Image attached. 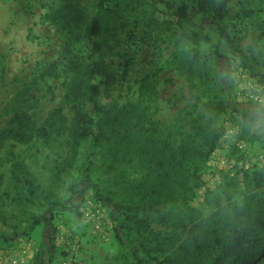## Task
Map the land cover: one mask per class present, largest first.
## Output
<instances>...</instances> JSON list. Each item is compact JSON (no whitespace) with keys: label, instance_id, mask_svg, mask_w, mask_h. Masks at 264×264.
<instances>
[{"label":"rangeland","instance_id":"obj_1","mask_svg":"<svg viewBox=\"0 0 264 264\" xmlns=\"http://www.w3.org/2000/svg\"><path fill=\"white\" fill-rule=\"evenodd\" d=\"M225 1L229 16L222 25L243 59L192 7L191 28L208 38L185 45L196 52V65L202 71L203 65L213 70L223 85L218 91L208 82L192 80L172 62L170 33L160 27L161 15L151 7L104 0L102 13L106 12L110 35L107 61L116 81L103 105L134 107L145 125L156 129L177 152L195 120L221 99L229 106L216 111V125L236 122L237 139L247 142L250 154H264V135L240 127L239 110L251 107L237 95L242 72L264 75V0ZM85 4L89 12L100 9V0ZM57 9L58 0H0V251L12 259L26 251L24 264H213L212 258L194 253L193 224L206 231L201 242L209 245L211 229L220 232L223 223L232 222L234 205L254 206L264 194L257 191L252 198L221 192L225 175L231 177L235 169L209 175L207 164L200 176L202 184L182 195V211L181 205L165 204L150 211L138 208L122 218L114 213L106 196L127 201L125 184L145 179L149 186L160 171L155 174L144 155L112 164L105 148L93 149L88 141L73 148L72 110L65 99L73 75L66 69ZM246 9L255 13L238 18ZM19 112L26 113L38 129L28 142L13 136V117ZM237 139L219 148L228 163L238 159ZM14 162L33 182L32 202L21 200L15 190ZM35 220L39 224L24 235ZM256 264H264V257Z\"/></svg>","mask_w":264,"mask_h":264},{"label":"trees","instance_id":"obj_2","mask_svg":"<svg viewBox=\"0 0 264 264\" xmlns=\"http://www.w3.org/2000/svg\"><path fill=\"white\" fill-rule=\"evenodd\" d=\"M103 1L100 0V9L92 13L85 4L86 0H58L55 14L58 29L63 36L66 69L73 75L65 92V99L72 110L70 134L73 137V148L79 141H88L93 149L105 148L112 164L120 158L129 160L132 155H144L154 173L160 171L158 178L149 186L145 179L125 184L123 189L127 201L116 202L106 196V201L120 218L125 213L138 211V208L150 211L165 204H169V208L181 205L182 211V195L202 184V171L205 172L212 154L221 147L220 139L226 126H217L214 115L229 105L221 99L217 104H211L206 110V116L202 114L201 118L195 120L192 132L182 140L177 152L168 147L164 136L156 129L145 125L143 116L134 107L118 109L103 105L104 99L111 98L116 81L115 72L107 61L110 35L106 27V12L102 13ZM128 1L144 4L151 7L155 15H161L162 20L158 24L170 33L173 47L171 60L180 71L192 80H202L200 84L208 82L218 91L223 89V85L213 75V70L203 65L202 71L196 65V52L185 49V45H198L208 38L191 28L189 12L192 7L216 27L221 41L243 59V54L234 47L233 39L222 25L229 16L225 0H181L179 3L175 0ZM254 13L252 9L242 10L238 18L250 17ZM150 21L156 23L152 18ZM250 74L253 78L264 80V75ZM247 106L252 107V104L248 103ZM250 111L238 112L237 109L239 117L246 116ZM13 123V136L18 142H28L38 131L24 112L15 114ZM229 124L236 126L237 123L230 121ZM243 126L247 128L248 124L240 119V127ZM236 152L238 161L242 155L237 149ZM89 169L90 163L86 170ZM208 169L210 171V167ZM234 169L231 177L225 175L227 177L222 178L224 186L221 192L252 198L259 194L257 191L264 194V166L248 170ZM12 179L21 200L32 202L35 198L33 182L20 163L14 162L12 165ZM220 185H217L216 190ZM231 219L232 222L230 220L222 224V231L211 229L209 237L213 242L209 245L201 242V236L206 231L193 224L194 253L212 258L213 264H256L264 257V199L256 200L254 206L234 205ZM38 224V221H33L23 234L29 235Z\"/></svg>","mask_w":264,"mask_h":264},{"label":"built area","instance_id":"obj_3","mask_svg":"<svg viewBox=\"0 0 264 264\" xmlns=\"http://www.w3.org/2000/svg\"><path fill=\"white\" fill-rule=\"evenodd\" d=\"M240 74V72H239ZM242 79V84L238 87L237 95L239 99H241L246 104H252V97L255 95L254 89L256 87H264V80H259L257 78H253L249 76L247 73L242 72L240 78ZM238 135V127L233 126L232 124H228L223 132V135L220 139V146H225L233 139H237ZM236 148L239 153L242 155L238 161L235 162H227L224 161L220 156V150L217 149L211 156L209 160V167L211 172H219L221 170L229 171L234 167H237L241 170H248L253 167H261L264 166V154L250 155L247 151V144L244 140L237 139L236 140ZM26 251L23 252L22 256ZM75 254V253H74ZM20 256L18 259H12L8 255L4 254V252L0 251V264H24L23 257Z\"/></svg>","mask_w":264,"mask_h":264},{"label":"clouds","instance_id":"obj_4","mask_svg":"<svg viewBox=\"0 0 264 264\" xmlns=\"http://www.w3.org/2000/svg\"><path fill=\"white\" fill-rule=\"evenodd\" d=\"M254 92L251 111L246 116L239 117V119L264 135V87H256Z\"/></svg>","mask_w":264,"mask_h":264}]
</instances>
